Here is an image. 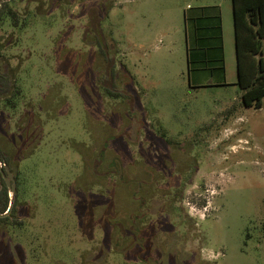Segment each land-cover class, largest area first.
<instances>
[{"label": "rangeland", "instance_id": "obj_1", "mask_svg": "<svg viewBox=\"0 0 264 264\" xmlns=\"http://www.w3.org/2000/svg\"><path fill=\"white\" fill-rule=\"evenodd\" d=\"M10 2L26 26L0 22V62L21 91L16 108L0 100V147L21 224L0 225V264H139L116 252L105 218L133 206L139 182L148 206L162 199L181 223L176 239L152 238L159 264H264V105H241L232 0ZM211 5L223 11V62L196 42V8ZM93 7L131 101L97 82ZM114 158L130 182L107 175Z\"/></svg>", "mask_w": 264, "mask_h": 264}, {"label": "trees", "instance_id": "obj_2", "mask_svg": "<svg viewBox=\"0 0 264 264\" xmlns=\"http://www.w3.org/2000/svg\"><path fill=\"white\" fill-rule=\"evenodd\" d=\"M2 1L3 0H0V2ZM10 1L2 3L0 22L7 17L10 18L12 25L16 28L26 26V20L21 17L18 10L12 7ZM233 7L238 84L242 91L241 105L245 108L260 109L264 105V0H233ZM209 10L213 13L206 15L205 13ZM199 13L196 11L194 16L196 19V42L203 49H216L221 51L220 61L223 62L225 56L221 13L219 10L213 9L200 10ZM88 16L89 28L86 30L87 34L85 33V39H87L90 33L94 36L90 43L98 47V53L103 63L97 73V82L99 86L102 88L105 95L112 99H125L131 101L133 97H131L129 92L121 89L118 85L120 71L117 69L116 58L111 52L112 47L103 30L100 9L98 7L91 8L88 12ZM204 20H208V22L204 23ZM3 46L0 39V58L2 56L1 51ZM20 92L9 66L0 62V100H5L7 105L16 108L17 103L15 99L21 94ZM236 106V103H234L230 109L225 111L224 115L229 116L235 113L237 110ZM2 119L3 117L0 113V124L4 121H2ZM17 123V128L20 132L24 122L20 119ZM21 123L23 124L22 126ZM28 123L29 118H26V125ZM6 126L5 130L8 132L10 130L9 124L7 123ZM18 133L10 132L9 134H5V137L10 139L12 136H17ZM163 136L166 138V133H163ZM110 141L113 140H107L104 143V153H102L103 156L101 155L103 158L100 159V163H102V160L103 164L105 163L106 149ZM15 149L19 151L18 143ZM12 150L14 152V149ZM10 159L11 158H9L0 147V162L5 165V168L3 166L2 169H0L1 214L5 213L10 205V191L3 177V172L5 173L7 171L6 167L11 164ZM124 171L125 169L123 168L122 161L118 158H114L107 162V175L111 176L117 174L119 182L124 181L128 183L131 181V178L129 175H127V177ZM16 179L18 180L17 177ZM104 182V184H106V180ZM138 185L139 190L136 191L133 196L134 204L132 207L119 209L120 211H115L116 213H113V215H111L113 211L107 213L108 215H106L105 218H107L110 223V225L109 223L107 224L110 230L106 235L107 237H110L112 234L115 235L114 249H116V252L121 254L124 259L139 264H159L160 260L156 258L155 255L157 254L152 250V238H168V236L172 235L176 239V226H179L181 223H177L174 220L175 217L173 216V212L170 211L171 208L167 209L162 199L159 200L162 203H160L161 207L159 209L154 210L151 206H148V198L153 197V195H148V188H145V186L148 187L149 184L139 182ZM18 189L19 187L17 190ZM169 194L166 192L159 193L160 198L166 197V195H168L167 198H169ZM19 203L17 195V202L12 213L5 218H0V225L16 226L21 224L17 217ZM123 213H125L126 216H123ZM180 217L182 219L181 221H183V214H181ZM187 222L188 221L185 222L186 225L188 224ZM148 240L150 246L147 245ZM131 250H133V252H131Z\"/></svg>", "mask_w": 264, "mask_h": 264}, {"label": "water", "instance_id": "obj_3", "mask_svg": "<svg viewBox=\"0 0 264 264\" xmlns=\"http://www.w3.org/2000/svg\"><path fill=\"white\" fill-rule=\"evenodd\" d=\"M8 1H10V0H3L2 2H0V11H1L2 3L8 2ZM0 169H2V168L0 167ZM3 176H4V179L6 181L7 187L10 191V205H9L8 210L5 213H3V214L0 213V218H5V217L9 216L12 213V211L15 207V204L17 202V182H16V179H15L13 173L8 170L7 176L4 174V172H3Z\"/></svg>", "mask_w": 264, "mask_h": 264}, {"label": "crops", "instance_id": "obj_4", "mask_svg": "<svg viewBox=\"0 0 264 264\" xmlns=\"http://www.w3.org/2000/svg\"><path fill=\"white\" fill-rule=\"evenodd\" d=\"M232 5H233V0H232ZM204 9L219 10L221 13L222 22H223V11H222V7L220 5L199 6L196 8V11L199 13L200 10H204ZM199 14L202 15L201 13H199ZM233 15H234V7H233ZM222 25H223V23H222ZM223 40H224V48H225L224 27H223ZM235 46H236V42H235Z\"/></svg>", "mask_w": 264, "mask_h": 264}, {"label": "flooded vegetation", "instance_id": "obj_5", "mask_svg": "<svg viewBox=\"0 0 264 264\" xmlns=\"http://www.w3.org/2000/svg\"><path fill=\"white\" fill-rule=\"evenodd\" d=\"M35 128V127H34ZM5 174V173H4ZM7 174H8V169H7ZM4 177V176H3ZM15 177V179H16V176H14ZM16 182H17V188H18V181H17V179H16Z\"/></svg>", "mask_w": 264, "mask_h": 264}]
</instances>
